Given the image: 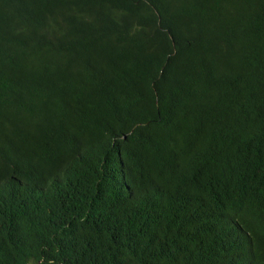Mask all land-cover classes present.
I'll return each instance as SVG.
<instances>
[{
	"label": "trees",
	"instance_id": "16d2710c",
	"mask_svg": "<svg viewBox=\"0 0 264 264\" xmlns=\"http://www.w3.org/2000/svg\"><path fill=\"white\" fill-rule=\"evenodd\" d=\"M0 264H264V0H0Z\"/></svg>",
	"mask_w": 264,
	"mask_h": 264
}]
</instances>
